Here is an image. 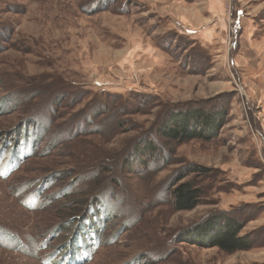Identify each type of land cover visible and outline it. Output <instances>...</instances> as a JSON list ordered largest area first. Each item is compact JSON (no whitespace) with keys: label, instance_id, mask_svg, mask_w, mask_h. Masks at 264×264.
I'll use <instances>...</instances> for the list:
<instances>
[{"label":"rangeland","instance_id":"1","mask_svg":"<svg viewBox=\"0 0 264 264\" xmlns=\"http://www.w3.org/2000/svg\"><path fill=\"white\" fill-rule=\"evenodd\" d=\"M0 264H264V0H0Z\"/></svg>","mask_w":264,"mask_h":264},{"label":"trees","instance_id":"2","mask_svg":"<svg viewBox=\"0 0 264 264\" xmlns=\"http://www.w3.org/2000/svg\"><path fill=\"white\" fill-rule=\"evenodd\" d=\"M209 115L205 112H197L194 115L182 114L178 117H173L169 124H165L166 127H164L162 133L168 140L177 143H183L198 137L204 138V133L209 132V128L212 127L211 124L219 119V116L216 114L213 116ZM193 120L198 123L201 122L200 126L202 130L199 132H190L188 130L190 121L193 122ZM199 169V171L203 170V168ZM181 181L182 178L177 180L171 190L175 209L177 211L193 210L200 204L201 190L191 182L180 183ZM218 221H220L218 225L211 226V229L216 230V233L211 236L207 234L206 239L202 240L201 243H204L208 247H218L220 250L228 253L245 251L252 248L251 235L240 236L239 231L242 229V226L235 219L221 218Z\"/></svg>","mask_w":264,"mask_h":264}]
</instances>
